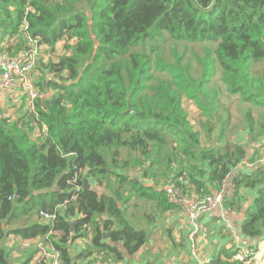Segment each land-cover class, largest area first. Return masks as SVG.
I'll list each match as a JSON object with an SVG mask.
<instances>
[{"label":"trees","instance_id":"trees-1","mask_svg":"<svg viewBox=\"0 0 264 264\" xmlns=\"http://www.w3.org/2000/svg\"><path fill=\"white\" fill-rule=\"evenodd\" d=\"M168 41L212 45L199 78L191 65L169 64ZM34 48L46 54L30 78L44 97L14 119L0 117V264H15L5 246L15 237L42 239L60 264L132 256L147 234L126 208L150 204L149 224L179 210L167 182L204 198L228 180L234 193L222 206L230 212L242 210L241 190H255L240 233L264 240V0H0V55ZM184 54L173 50L178 61ZM216 75L250 105L239 123L206 88ZM243 131L246 144L236 141ZM243 161L252 167L235 170ZM89 235L85 251L71 255ZM234 247L203 264H264ZM39 250L16 264H33Z\"/></svg>","mask_w":264,"mask_h":264},{"label":"crops","instance_id":"crops-1","mask_svg":"<svg viewBox=\"0 0 264 264\" xmlns=\"http://www.w3.org/2000/svg\"><path fill=\"white\" fill-rule=\"evenodd\" d=\"M239 136L242 139L237 138L236 140L241 144H246V131L239 133ZM262 142H264V136L259 138L257 145ZM248 147V153L251 154L253 149L251 146ZM260 154L262 155V158L259 163L264 164V148L260 151ZM240 197L241 205H243L241 211H232L231 213L220 217V210L217 209L213 212H210L201 219L200 233L199 237L197 238V260L192 259L189 254L188 241L186 238V231L188 228L186 219L187 211L185 208L183 211L175 210L171 213H165L163 216L157 217L154 222L149 224L146 220V214L150 211V204L143 203V205H141L138 203V200H135L133 201L132 205L126 208L125 213L131 217V223L135 228L144 229L146 231L147 238L145 245L138 253L121 261H114L109 255H101L97 258L96 262H92L91 264L207 263L212 255L221 246L224 245L226 248L231 246L232 235L235 239L241 240L242 243H245L246 248L255 247L257 251V258L264 261V240H262V238H255L252 240L244 239L240 233V225L244 220L245 211L246 209L252 207L256 197V191L241 190ZM228 226H230L233 230L232 235L229 232ZM179 227H181V229H179ZM89 238L90 235L85 240L77 239L73 243L70 254L76 256L81 251H85L86 247L89 245ZM22 241L29 242V240ZM28 247L29 243L24 244L20 250L25 252ZM91 257H95L94 254L91 255ZM134 258L135 260H132ZM89 261L90 258L86 260L80 258L77 261V264H89Z\"/></svg>","mask_w":264,"mask_h":264},{"label":"built area","instance_id":"built-area-1","mask_svg":"<svg viewBox=\"0 0 264 264\" xmlns=\"http://www.w3.org/2000/svg\"><path fill=\"white\" fill-rule=\"evenodd\" d=\"M34 45L33 43H30ZM38 49L34 48L29 54L21 53L20 55L9 58L5 55H0V91L10 90L16 85H20L22 88V96L26 97L28 104L32 103L44 95L40 93L32 83L29 73L32 72L35 66V55H37ZM29 75V77H28ZM252 164L248 161H243L235 170L238 169H250ZM234 172V171H233ZM221 191L206 195L204 198L197 197L195 195L181 194L173 185L172 182H167L163 186V190L166 192L170 201L182 204L187 211L186 219L188 228L186 231V238L188 241L189 254L192 259H198L197 253V238L200 233L201 219L217 209L220 210V217L231 213L229 210L222 206L223 199L225 197L230 198L234 190L228 180H224L221 183ZM179 197V199H177ZM46 218H50L45 215ZM229 232L233 233V230L228 226ZM232 240L235 247L239 250L241 259L250 263L257 258L256 248H246L245 243L241 240L235 239L232 235ZM41 252H44L45 258L52 261L53 264H60V252L53 248H40ZM48 257V258H47ZM50 264V263H49ZM202 264V263H201Z\"/></svg>","mask_w":264,"mask_h":264},{"label":"rangeland","instance_id":"rangeland-1","mask_svg":"<svg viewBox=\"0 0 264 264\" xmlns=\"http://www.w3.org/2000/svg\"><path fill=\"white\" fill-rule=\"evenodd\" d=\"M62 45L63 44L61 43L57 45L56 52L54 53L55 57L57 54H59L62 51ZM211 48H212V45H210L207 42H198V43L186 42L184 44H179L178 46H175L173 42L168 41L164 48L165 55H166L165 59L171 65H178L180 67H186L187 65H191V71L193 73V77L199 78L202 72L204 71V65H203L204 61L202 60V58L204 59L207 51ZM174 49H176L178 55H180L183 52L185 53L184 58L181 61H178L176 57L173 55ZM42 53L44 55L40 54L38 51L37 54H39L40 56L39 55L34 56L36 60L35 67L32 70V72L29 73L32 81H33V74H35V68L37 66V60L41 58V56H46L43 50H42ZM159 74L161 76L164 73L159 72ZM206 88H209L211 89V91H215L218 93L219 102L225 108L228 109L229 114L232 115L236 123H239V120L242 118L243 114L246 113L248 109H250L249 108L250 105L248 103H244L240 99L239 96L230 95L225 91L224 86L219 80V75H216L210 78L206 84ZM21 93H22V88L20 85H16L10 90L0 91V117L1 118L14 119L17 114V109L19 106H21V108H26V109L29 108L27 101L23 97H21L22 96ZM49 93L50 95H53L52 91ZM189 103H191V100L184 98V105L189 104ZM190 108L191 110H194L193 105H191ZM253 112H256V111H253ZM237 138L242 139L240 136H238ZM138 203L143 205V203L145 202L144 200H138ZM148 203H152V201H149ZM183 210H184V207L182 205L181 207H179L178 211H183ZM179 229H181V227H179ZM5 241H7L5 245H8L9 248L11 249V253L14 252V256H12L13 259L11 260H13L15 264L17 263V261L18 262L24 261L29 256V249L42 248L44 245L42 239H35L33 242H26V241H22L19 238L15 237V238L6 239ZM27 243H29L28 249L26 248L27 250L25 252L21 251L20 248L24 244H27ZM46 248H49V247H46ZM36 257H37L36 261H32L33 264H49V263L53 264L52 261H50V258L47 257L48 258L47 260L44 256V252H41L40 250L36 253ZM125 258L127 257H124L121 260ZM132 260H135V258Z\"/></svg>","mask_w":264,"mask_h":264},{"label":"water","instance_id":"water-1","mask_svg":"<svg viewBox=\"0 0 264 264\" xmlns=\"http://www.w3.org/2000/svg\"><path fill=\"white\" fill-rule=\"evenodd\" d=\"M128 112H129V109H128ZM82 181H83L82 189H89L90 185H89L88 181L85 178H83ZM68 224L70 226V231L72 232L73 231L72 228H73V225H74V221H70Z\"/></svg>","mask_w":264,"mask_h":264},{"label":"clouds","instance_id":"clouds-1","mask_svg":"<svg viewBox=\"0 0 264 264\" xmlns=\"http://www.w3.org/2000/svg\"><path fill=\"white\" fill-rule=\"evenodd\" d=\"M205 263V262H204ZM203 264V263H202Z\"/></svg>","mask_w":264,"mask_h":264}]
</instances>
